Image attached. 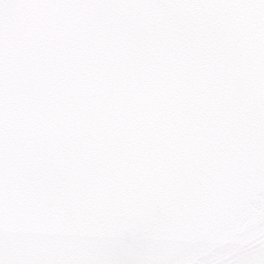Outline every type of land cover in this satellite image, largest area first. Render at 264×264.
Here are the masks:
<instances>
[{"label":"snow or ice","instance_id":"6c2138e0","mask_svg":"<svg viewBox=\"0 0 264 264\" xmlns=\"http://www.w3.org/2000/svg\"><path fill=\"white\" fill-rule=\"evenodd\" d=\"M0 264H264V0H0Z\"/></svg>","mask_w":264,"mask_h":264}]
</instances>
